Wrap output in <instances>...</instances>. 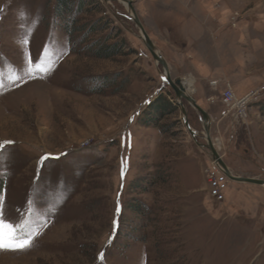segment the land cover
<instances>
[{"label":"rangeland","instance_id":"rangeland-1","mask_svg":"<svg viewBox=\"0 0 264 264\" xmlns=\"http://www.w3.org/2000/svg\"><path fill=\"white\" fill-rule=\"evenodd\" d=\"M131 1L171 79L194 78L219 158L264 180V0ZM81 3L69 28L55 0H0V218L38 233L0 264H264V186L210 197L200 113L183 100L193 139L125 1ZM227 87L260 100L238 111ZM161 97L175 110L152 113Z\"/></svg>","mask_w":264,"mask_h":264},{"label":"water","instance_id":"water-1","mask_svg":"<svg viewBox=\"0 0 264 264\" xmlns=\"http://www.w3.org/2000/svg\"><path fill=\"white\" fill-rule=\"evenodd\" d=\"M104 2H108L110 0H103ZM119 1H125L127 6V12L130 16V19L134 22L136 26V36L142 41L144 47L148 50L150 53L153 61L156 65L160 64L163 68V71L161 73L162 78L164 81L170 86V88L173 90L175 100L179 104L181 108V114L183 116V123L187 131L189 132L190 136L195 139V136H198L196 131L191 128L189 125L187 119H186V111L184 108L183 100H185L188 104L193 106L195 109L198 110V112L201 115L202 123H203V138L205 143L201 144L197 142L201 148L205 149L207 151V155L217 163V165L222 169V171L232 180H235L237 182H243V183H255L261 186H264V180L263 179H256V178H249V177H242V176H235L231 174L229 168L227 165L223 162L221 158H219V155L213 148L212 142L209 137V117L208 114L200 108L196 102L195 99L190 95L185 93V89L181 86L179 78L171 79L169 76V70L167 69V64L162 56V54L159 52L157 47L155 46L154 42L149 38L148 34L145 32L144 28L142 27L141 23L139 22L137 15L134 12L132 1L131 0H119Z\"/></svg>","mask_w":264,"mask_h":264},{"label":"snow or ice","instance_id":"snow-or-ice-1","mask_svg":"<svg viewBox=\"0 0 264 264\" xmlns=\"http://www.w3.org/2000/svg\"><path fill=\"white\" fill-rule=\"evenodd\" d=\"M28 41H24V43H27ZM39 55V54H38ZM32 63L31 57H29V64ZM37 68H40V65H37ZM41 71L47 72L48 69H41ZM14 142L13 141H3L0 142V159H3L5 156V148L7 145H12ZM41 161L48 160V159H59V156L52 157L50 154H46L42 157L39 158ZM126 168L122 163L121 166V178L124 177ZM119 196V194H118ZM3 197H0V203H2ZM116 212L120 213L121 212V205L119 203V199H117V204H116ZM117 221H113V226L114 228L117 225ZM31 234L26 237H22L18 234L17 230L8 223L4 222L3 218H0V249H24L27 247L31 246L32 240H33V235ZM109 243H111V238L109 239ZM101 258H103V253L100 254Z\"/></svg>","mask_w":264,"mask_h":264},{"label":"trees","instance_id":"trees-1","mask_svg":"<svg viewBox=\"0 0 264 264\" xmlns=\"http://www.w3.org/2000/svg\"><path fill=\"white\" fill-rule=\"evenodd\" d=\"M76 1L77 0H55V4L53 7L55 15L62 17L63 21L66 22L67 27L69 28H71V26H73L76 23V21L73 19L74 17L73 14L76 11H79L82 9L81 8L82 0H78L77 2ZM96 53L98 56L99 55L110 56L113 53V50L111 46H107V48H104V49L99 48V51H97ZM260 97H261V94L258 95V99L255 101H259ZM148 105H151V102ZM150 110L152 113L155 112L156 114H164L167 111L175 110V106H172V104H170L167 100L161 97L159 99L157 98L156 100H154L152 106L150 107ZM262 111L264 112V109ZM152 118L148 119L147 123L152 121ZM153 120L155 119L153 118ZM2 187H3V183H2ZM0 191H1V185H0ZM23 229L24 227L20 225L17 232L20 233L21 231H23Z\"/></svg>","mask_w":264,"mask_h":264},{"label":"built area","instance_id":"built-area-1","mask_svg":"<svg viewBox=\"0 0 264 264\" xmlns=\"http://www.w3.org/2000/svg\"><path fill=\"white\" fill-rule=\"evenodd\" d=\"M238 13L235 12L229 20H231L230 24L232 26L236 25V21L238 18ZM256 95V94H255ZM259 95V94H258ZM253 96L251 98H246L245 100H241L239 103L236 102L234 98V93L230 87H227L222 95L223 100L225 103L229 106H234L238 111H240L243 106H246L247 104L251 103V101L257 97ZM250 97V96H249ZM236 115V114H235ZM213 170L210 171V174L208 175V195L212 197L216 201H222L224 199L222 194V188L225 187V185L228 183L230 178L222 171V169L217 166L215 163L213 165Z\"/></svg>","mask_w":264,"mask_h":264},{"label":"bare ground","instance_id":"bare-ground-1","mask_svg":"<svg viewBox=\"0 0 264 264\" xmlns=\"http://www.w3.org/2000/svg\"><path fill=\"white\" fill-rule=\"evenodd\" d=\"M180 84L181 86L185 89V93L190 94L192 93V88H193V83H194V78L191 76H186L184 78H179ZM213 145V143H212ZM213 148L215 149V151L217 152L216 148L213 145ZM210 158V157H209ZM212 160V159H211ZM215 162V161H214ZM215 164L217 165V163L215 162ZM218 166V165H217Z\"/></svg>","mask_w":264,"mask_h":264}]
</instances>
